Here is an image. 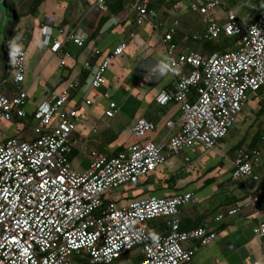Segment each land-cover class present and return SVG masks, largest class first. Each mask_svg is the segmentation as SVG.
<instances>
[{"label": "built area", "instance_id": "built-area-1", "mask_svg": "<svg viewBox=\"0 0 264 264\" xmlns=\"http://www.w3.org/2000/svg\"><path fill=\"white\" fill-rule=\"evenodd\" d=\"M231 1L236 8L223 9L221 21L215 11L225 0H132L135 25L150 23L159 32L175 75L174 90L157 98L162 105L175 102L181 106L180 131L168 140L132 144L111 157L91 150L89 168L78 172L68 157L75 149L72 134L81 110V103L68 107L72 94L80 90L78 79L35 107L29 137L0 140V264H112L135 250L141 256L137 264H187L198 247L216 239L211 223L219 225L241 211V207L231 206L209 224L181 230V209L198 201L187 192L166 198L152 196L122 207L110 201L98 212L104 195L126 186L137 187L141 178L164 164L167 157L180 156L188 162L187 153L197 151V145L205 150L214 148L232 131L249 93L264 86V9L261 11L255 0ZM96 5L108 12L107 0H96ZM162 10L167 12L164 17ZM184 11L203 20L197 29L180 25L177 17ZM61 33V40L54 39L50 26L42 28L43 45L58 56L59 67L66 68L69 55L64 46L83 47L85 39ZM223 38L238 39L236 47L208 56L202 52L201 43ZM127 48L123 40L103 56L92 73L93 90L105 85L108 67ZM99 54L92 52L93 56ZM13 63L10 88H0V121L8 123L13 112L24 117V107L32 103L23 86V49L14 53ZM185 67H189L186 73L182 72ZM84 69L92 70L89 61ZM116 111L111 102L105 115L112 118ZM154 128L152 122L139 118L131 133L143 138ZM263 168L261 152H238L231 176L235 181L255 183L256 190L264 185ZM256 200L251 197L248 204L254 205ZM159 218L166 223L165 231L155 232L150 223ZM254 233L264 237V222Z\"/></svg>", "mask_w": 264, "mask_h": 264}, {"label": "crops", "instance_id": "crops-1", "mask_svg": "<svg viewBox=\"0 0 264 264\" xmlns=\"http://www.w3.org/2000/svg\"><path fill=\"white\" fill-rule=\"evenodd\" d=\"M33 1L19 0L20 4H28L27 10L22 13L28 12ZM131 3L132 0H127L124 10L113 15L109 11L102 12L97 7L96 0H45L36 18L28 19L31 15H27L22 19L23 30H25L22 34V43L26 53L25 66H27L24 85L32 100V103L27 105L29 111L35 108L33 100L38 102L46 95L48 97L57 94L66 87L68 82L76 79L81 84L74 98V102L81 103L79 118L84 117L85 114H92L93 111L85 113V109L88 108H93L100 113L103 111L105 114L111 102L117 106L114 117L108 118L104 114L100 117L99 127L105 129V138L97 139L95 143L89 139L82 140L76 132L74 150L77 151V155L83 152L89 161L91 150L112 155L113 151L122 147L126 149L132 144L158 143L168 140L180 131L182 113L180 104L171 102L162 105L157 99L164 91L172 92L176 83L174 72L168 64L165 46L161 43L159 32L152 24L146 23L141 27L135 25ZM187 12L184 11L182 14L187 15ZM166 14L165 10L161 11L162 17ZM43 25L52 28L54 39L63 38L61 31L65 34L74 33L77 37L85 39L83 48L72 43L64 46L63 50L69 55L66 59V68H60L58 56L52 54L50 49L43 45V35L40 31ZM123 40L128 43L127 50L116 57L108 67L105 85L99 90H93L90 86L92 73L99 66L103 56L111 54ZM94 50L99 51L100 54L93 56ZM87 61L91 63V71L84 70V63ZM29 66H36L34 73H30ZM188 70L189 67H185L182 72L186 73ZM87 99L91 101V104L83 103ZM124 113L127 115L124 129L128 139L117 143L116 137L119 133L114 131L109 133V131L112 120ZM139 118H144L155 126L154 130L148 132L143 138H136L131 133V128ZM169 123H171L170 126ZM93 130L96 132V129ZM13 135L29 137L31 130L19 134L15 128L12 135L0 134V138L4 140ZM108 137H112V140ZM262 155L264 157V152ZM226 172L229 175L221 181L217 180L218 183H223L230 178L231 168ZM250 186H252L251 183L244 180L238 181L231 187H225L222 194L214 191L202 197L195 194L199 202L181 209L179 218L195 221L198 217L204 216V224H209L218 214L231 207H224L217 213L213 211L226 197L241 200V202L246 198L240 203L241 211L238 214L226 217L219 225L211 223L210 227L215 231L216 239L207 246L198 247L193 260L187 264H264V237L254 233L257 225L264 222V208H256L248 204L252 192L249 189ZM123 189L124 187L120 189V192H123ZM126 196L111 198V200L118 202V206L122 207L127 203ZM211 196L215 198L210 201ZM139 260V251L135 250L112 264H137Z\"/></svg>", "mask_w": 264, "mask_h": 264}, {"label": "trees", "instance_id": "trees-1", "mask_svg": "<svg viewBox=\"0 0 264 264\" xmlns=\"http://www.w3.org/2000/svg\"><path fill=\"white\" fill-rule=\"evenodd\" d=\"M44 1L45 0H34L31 3L28 12L22 13L18 10L14 0H0V15L2 16V21L4 22V24H6V28L3 33L4 44L2 46L4 71L0 76V88L2 87L3 90L6 88H10L11 86L10 79L14 73V63H13L14 53L18 49H25L22 43V34L25 33V30H23L24 25H22V19L27 15H31L36 18L38 15L37 12L39 11V8L41 7ZM126 1L127 0H107L108 11L111 12L113 15L120 13L121 11L124 10ZM255 2L262 11L264 9L262 1L255 0ZM44 26L46 25H43L40 28L41 33H42V28ZM237 41L238 39L236 38H223L220 42H212V41L203 42L201 43L200 47L202 49V52L208 56L211 55L212 53L222 52L236 47ZM25 62H26V53H25ZM25 79H26V66H25ZM24 83L23 86L26 87ZM78 92L79 91L72 94L71 99L68 103V107L77 104V102H74V98L76 97V94ZM192 92H194V90H192ZM43 100H39L38 102H36V100H33V105L36 107ZM251 100L258 101V107L255 110H251L252 116H249L250 118H252L251 119L252 122L248 126V129H250V131L252 132L251 134L246 132L244 135L239 133L238 135L239 140L233 146H231V148L228 150L226 155L224 156L221 155L220 156L221 159H219L220 157H218L217 161H214L215 159L212 156L207 158L203 156L199 160L196 159L193 161L192 159H190L188 162L184 161V159L180 156H169L166 158L164 164H162L157 169L144 175L141 178L140 184L137 187H135V189L138 190L139 186H143L142 189H139L135 193L127 194L126 204L134 201L144 200L152 196L166 198L187 192L197 195L198 192L203 191L209 186L216 187V190L218 191L216 193L222 194L224 193L225 187H231L233 185H236L238 181L233 180L232 176H230V178L225 182L218 183L215 176H209V175H211L214 172L218 173L219 169L224 170L225 173L230 168L232 174L233 162L238 152L246 153V152H251L253 150H256L261 153L264 152V86L257 91L249 93V99L246 102L245 107L248 104V102ZM245 107L241 112V114L236 118V121L233 126V129H235L237 132L239 131V128L241 126L240 118L244 114ZM24 111H25L24 117H19L15 112H13L12 121L9 122L15 126L16 131L19 134L28 132V130L30 131L32 129L34 110L29 111L27 109V106H25ZM55 120L56 118L54 119V122ZM11 137L22 138L20 135H13L7 137L6 139ZM75 138H76V130L72 134V139L75 140ZM224 139L219 140L215 145V147L218 144L223 143ZM0 140L2 141L3 139L0 138ZM214 148L206 151L207 152L213 151ZM124 150L125 149H123L122 147V149H117L112 152V155H108V156L109 157L116 156L118 153ZM195 152L192 153L196 154ZM76 155H77V151L73 150L68 156L69 160L71 161L72 159H74ZM250 183L252 186H250L249 189H251L252 192L249 197L250 198L257 197L254 206L256 208H262L264 206V185L260 184L258 188L255 190V187H257V185L252 182ZM115 191H120V189ZM245 199L246 198H244L243 200ZM110 201H112L111 198H108L107 194L104 195V205L99 209L98 212L101 213L106 208L107 204ZM113 202H115L118 205V202L116 201ZM198 202L199 200L196 203ZM242 202L241 200H235L234 198L226 197L225 200L222 203H220L213 211L215 213L220 212L224 207L227 206L240 207V203ZM179 222H180L181 230H190L203 225L204 216L198 217V219H196L195 221L187 218H179ZM150 226L151 229L155 232L165 231L166 223L162 218H159L157 220L152 221L150 223Z\"/></svg>", "mask_w": 264, "mask_h": 264}, {"label": "rangeland", "instance_id": "rangeland-1", "mask_svg": "<svg viewBox=\"0 0 264 264\" xmlns=\"http://www.w3.org/2000/svg\"><path fill=\"white\" fill-rule=\"evenodd\" d=\"M14 2L17 5V8L20 12H24L25 10H27L28 8V4L23 5L20 4L19 0H14ZM236 8V4L235 2L231 1V0H225V3H223L219 8H217V10L215 11V16L217 19H220L221 21L224 19V13H223V9L225 11H229L231 9ZM187 15L184 14H180L177 19L179 20V23H181L182 27H189L190 29H197L201 23H202V19L200 18V16L196 13H190L187 12ZM32 18L33 16H28L29 18ZM6 28V24H4V22L2 21L1 26H0V76L2 75L3 71H4V64H3V51H2V46L4 44V38H3V33L4 30ZM19 38V36H18ZM46 61V58H45ZM27 68V66H26ZM36 69V66H29V71L30 73H34ZM114 91V88H113ZM113 93V92H112ZM119 95V94H118ZM258 107V101L257 100H251L248 102V104L245 107V111L244 114L242 115V117L240 118V123L241 126L239 128V131L237 132L235 129H232L231 133L224 139L223 143L218 144L213 151H206L205 149H203L201 146H196V150L197 152H195L196 154L192 153V152H188L187 155L190 157V159L194 160H199L201 159L203 156L205 158L207 157H214V161L218 160V157H220L221 155L224 156L226 155V153L228 152V150L231 148V146H233L238 140H239V133L241 134H245L246 132H248L249 134H251L252 131H250V129H248V126L251 124V119L249 116H252V111L251 110H255ZM85 113L87 112H91L92 114H88L84 117H80L77 120V134L79 135V137L82 140L85 139H89V141L91 142H95L97 141V139L100 140V138H105L106 137V133H104L103 127H99V120L100 117L103 116V111L102 113L97 112L95 110H93V108H88L85 109ZM101 114V115H99ZM105 115V114H104ZM126 113H124V115H121L119 118L116 117L115 119L112 120V127L109 131V133H112V131L119 133L117 135V143L120 142H124L126 139H128L127 137V133L126 130L124 129V125L126 123ZM250 118V120H249ZM1 127H0V134L1 135H12L15 132V126L11 123H8L6 121H2L1 122ZM96 129V132H93ZM29 132V130H28ZM108 139L112 140V137H108ZM79 147H82L81 145H79ZM211 154V155H210ZM216 156V157H215ZM221 159V157L219 158ZM73 164V168L76 169L78 172H85L89 166H90V161L87 160L86 155L81 152L79 155H77L74 160L72 161ZM229 175L228 172L224 173V170L219 169L218 173L214 172L209 176H215L216 179L218 181L223 180L225 177H227ZM143 186H139V189H142ZM137 189L133 188V187H124L123 192L120 191H115L112 193L107 194L108 198H113V199H117L118 197H124L125 195L129 194V193H135L138 191ZM218 192L216 190V187H207L206 189H204L201 192L197 193V196L202 197L203 195L206 194H210L211 192ZM215 197L211 196V200H213ZM264 208V206H263Z\"/></svg>", "mask_w": 264, "mask_h": 264}, {"label": "clouds", "instance_id": "clouds-1", "mask_svg": "<svg viewBox=\"0 0 264 264\" xmlns=\"http://www.w3.org/2000/svg\"><path fill=\"white\" fill-rule=\"evenodd\" d=\"M161 71H163V69L161 68Z\"/></svg>", "mask_w": 264, "mask_h": 264}]
</instances>
